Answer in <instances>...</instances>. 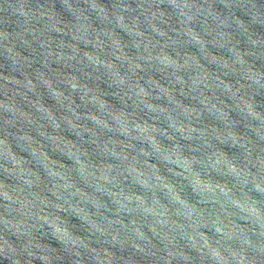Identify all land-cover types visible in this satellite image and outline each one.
Returning a JSON list of instances; mask_svg holds the SVG:
<instances>
[{
	"label": "water",
	"instance_id": "95a60500",
	"mask_svg": "<svg viewBox=\"0 0 264 264\" xmlns=\"http://www.w3.org/2000/svg\"><path fill=\"white\" fill-rule=\"evenodd\" d=\"M0 264H264V0H0Z\"/></svg>",
	"mask_w": 264,
	"mask_h": 264
}]
</instances>
